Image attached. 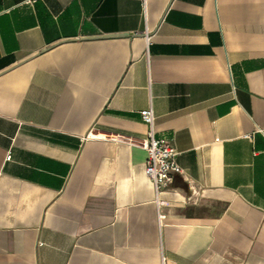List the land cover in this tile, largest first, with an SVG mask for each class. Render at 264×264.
Segmentation results:
<instances>
[{
    "label": "crops",
    "instance_id": "obj_1",
    "mask_svg": "<svg viewBox=\"0 0 264 264\" xmlns=\"http://www.w3.org/2000/svg\"><path fill=\"white\" fill-rule=\"evenodd\" d=\"M0 264H264V0H0Z\"/></svg>",
    "mask_w": 264,
    "mask_h": 264
},
{
    "label": "built area",
    "instance_id": "obj_2",
    "mask_svg": "<svg viewBox=\"0 0 264 264\" xmlns=\"http://www.w3.org/2000/svg\"><path fill=\"white\" fill-rule=\"evenodd\" d=\"M147 40L149 41V37ZM140 115L148 126L144 172L158 197L160 192L169 186L173 176L181 173L182 170L175 160L177 153L173 146L167 140L155 137V116L151 107L142 110ZM7 159H10V155Z\"/></svg>",
    "mask_w": 264,
    "mask_h": 264
}]
</instances>
